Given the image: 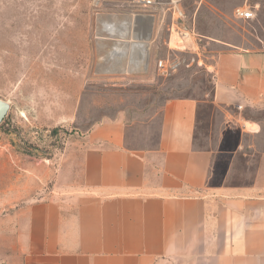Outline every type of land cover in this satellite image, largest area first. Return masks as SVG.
Returning <instances> with one entry per match:
<instances>
[{"label":"crops","instance_id":"0c3cea01","mask_svg":"<svg viewBox=\"0 0 264 264\" xmlns=\"http://www.w3.org/2000/svg\"><path fill=\"white\" fill-rule=\"evenodd\" d=\"M182 7L196 49L202 40V49L218 48L205 65L211 106L238 138L264 140V118L242 114L264 113V0H184ZM238 8L254 17L234 19ZM197 112L192 99L165 102L151 148L127 146L123 119L91 130L73 153L72 196L33 203L13 218L8 264H264V141L250 146L252 182L224 185L213 154L195 148Z\"/></svg>","mask_w":264,"mask_h":264},{"label":"rangeland","instance_id":"374dc122","mask_svg":"<svg viewBox=\"0 0 264 264\" xmlns=\"http://www.w3.org/2000/svg\"><path fill=\"white\" fill-rule=\"evenodd\" d=\"M188 8L194 9L192 2ZM137 15H155L147 67L111 72L141 64L142 55L129 56L107 40L127 30ZM135 18L133 33L142 40L147 22ZM171 23L165 11L138 8L132 0H0V99L9 104L0 123V264L11 262L16 214L39 201L72 196L67 186L73 153L91 130L123 119L128 147H154L162 107L171 99L198 102L194 145L213 154L218 182H252L257 155L250 146L261 149L264 140L245 133L238 138L211 106L212 79L205 65L211 62L207 52L218 48L202 49V40L196 49L194 36L187 44L172 37L169 44ZM205 24L212 27L208 15ZM102 36L107 41L99 46ZM167 56L181 65L163 76L156 63ZM242 114L264 118V113Z\"/></svg>","mask_w":264,"mask_h":264},{"label":"built area","instance_id":"2783aa9c","mask_svg":"<svg viewBox=\"0 0 264 264\" xmlns=\"http://www.w3.org/2000/svg\"><path fill=\"white\" fill-rule=\"evenodd\" d=\"M184 0H132V3L138 8L162 10L171 17V27L169 29L168 43L172 35L185 40L189 36H194L193 30L187 25V17L184 13L182 2ZM234 19L250 20L254 17L250 8H238L234 11ZM181 62L176 57L167 56L159 59L156 63V68L163 76H168L177 71ZM240 108V107H239Z\"/></svg>","mask_w":264,"mask_h":264},{"label":"bare ground","instance_id":"6f19581e","mask_svg":"<svg viewBox=\"0 0 264 264\" xmlns=\"http://www.w3.org/2000/svg\"><path fill=\"white\" fill-rule=\"evenodd\" d=\"M137 16H141L147 22V28H146V31H145L143 37H142V40H140V38L136 37V35L133 33V29L135 28L134 27L135 19H136L135 17H137ZM137 16L132 17L131 21L128 22L129 27L127 28V30L119 33L118 34L119 36L108 35L109 37H111L109 39L104 38L103 36L98 37V41H100L99 42L100 44L98 43L99 46H102V44L104 43V42L101 43V40L102 41L112 40L114 42V44L117 43V46H123L125 48L126 52L129 53V51H130L129 56L131 54L135 55L136 53L138 56L142 55L141 64H139V66H137L136 69L134 67H124L123 69L110 70L111 72L118 71V72H122V73H135V72H139L142 66H145V69L147 67L146 59L149 58V51L151 50L150 39H151V35L153 34V25L155 23V15H153V16L152 15L151 16L137 15ZM172 37H174L173 42H181L180 44L186 43V41H187L186 39L185 40L179 39L175 35H173ZM105 39H107V40H105ZM113 39H117V40L114 41ZM103 45H105V43ZM102 50H103V48H102ZM106 71H109V70H106ZM245 126L248 129H251V130L253 129V126L248 124V123H246Z\"/></svg>","mask_w":264,"mask_h":264},{"label":"water","instance_id":"95a60500","mask_svg":"<svg viewBox=\"0 0 264 264\" xmlns=\"http://www.w3.org/2000/svg\"><path fill=\"white\" fill-rule=\"evenodd\" d=\"M8 110H9V104L0 99V123L5 118Z\"/></svg>","mask_w":264,"mask_h":264}]
</instances>
